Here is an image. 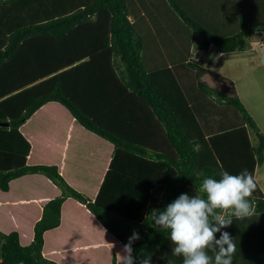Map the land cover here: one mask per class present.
Returning a JSON list of instances; mask_svg holds the SVG:
<instances>
[{"label": "trees", "instance_id": "obj_1", "mask_svg": "<svg viewBox=\"0 0 264 264\" xmlns=\"http://www.w3.org/2000/svg\"><path fill=\"white\" fill-rule=\"evenodd\" d=\"M163 1L200 37L196 48L241 50L248 35L264 31V21L251 18L246 8L238 27L225 33L194 16L187 0ZM223 4L235 11L243 0ZM144 13L152 14L147 8ZM139 17L134 0H0V190H7L10 179L35 172L60 190L42 205L28 243L21 244L15 230L0 231V264H57L41 254L43 231L59 223L60 204L68 196L123 245L138 233L132 242L137 262L150 255L151 264H182L172 254L170 230L156 227L152 216L180 194L200 195L205 177L244 169L253 176L262 162L264 134L232 80L188 58L184 67L198 91L190 94L169 67L147 70ZM49 100L112 145L93 197L68 184L54 164L25 162L29 142L18 126ZM249 199L255 215L221 229L236 243L233 264H264V195L257 182ZM110 264H116L114 255Z\"/></svg>", "mask_w": 264, "mask_h": 264}, {"label": "crops", "instance_id": "obj_2", "mask_svg": "<svg viewBox=\"0 0 264 264\" xmlns=\"http://www.w3.org/2000/svg\"><path fill=\"white\" fill-rule=\"evenodd\" d=\"M155 1L158 3V0H138L140 12L143 14L142 18L136 20L142 40L140 54L147 70L169 67L187 93L198 94L195 80L184 67V61L188 58L200 60L204 67L230 78L240 99L235 85L237 78L223 70L229 63H242V70L251 64L252 49L247 45L250 44L255 49V44L250 43L249 39L256 32L260 39L258 44H263V47L255 61L264 62V31H254L248 35L246 41L249 42L241 50L220 52L212 44L207 48H196L195 44L200 37L192 33L173 12L170 16L163 0L159 2L163 5L158 6L162 11L157 13ZM186 2L195 11L194 16L203 18L216 31L227 33L238 27L239 19L237 20L235 11L230 5L226 7L224 0ZM256 2L251 4L255 11ZM146 8L150 9L151 15L144 13ZM233 55L239 57L237 63L233 62ZM183 71L190 75V82H185ZM246 82L250 84L252 80L247 79ZM192 84L195 90L190 92L186 87ZM18 129L29 142L26 163L54 164L68 184L85 196L93 197L112 152V145L108 141L75 123L69 110L55 100L38 106ZM249 137L254 142L250 133ZM256 167L257 165L253 170L255 181L257 176L262 178V173ZM59 192L57 185L38 172L25 173L10 179L7 190H0V231L15 230L19 242L28 243L32 238L33 223L40 217L42 205ZM59 211V223L43 231L41 254L44 257L57 264H110L114 255L115 263L119 264L123 244L101 225L83 203L68 196L61 202Z\"/></svg>", "mask_w": 264, "mask_h": 264}, {"label": "clouds", "instance_id": "obj_3", "mask_svg": "<svg viewBox=\"0 0 264 264\" xmlns=\"http://www.w3.org/2000/svg\"><path fill=\"white\" fill-rule=\"evenodd\" d=\"M255 190L256 182L247 169L237 175L221 171L219 179H203L200 195L180 194L152 220L156 227L170 230L172 254L182 257V264H233L236 243L221 229L229 227L233 219L255 215L254 203L249 199ZM138 239L139 234L133 232L123 245L119 264H151L150 255L138 262L132 255V242Z\"/></svg>", "mask_w": 264, "mask_h": 264}, {"label": "rangeland", "instance_id": "obj_4", "mask_svg": "<svg viewBox=\"0 0 264 264\" xmlns=\"http://www.w3.org/2000/svg\"><path fill=\"white\" fill-rule=\"evenodd\" d=\"M137 4L139 3L138 0H134ZM257 1V2H256ZM156 2V1H155ZM160 2V0H158ZM256 2L255 8L256 11L251 5L252 3ZM130 3V2H129ZM157 3V2H156ZM260 3V4H258ZM248 5V6H247ZM244 6V7H243ZM243 6L240 5L238 10L236 9V18L239 19L238 15H240L244 8L250 9L249 13L252 18V16L256 17L255 20L260 22L264 21V0H243ZM169 10V9H168ZM170 11V10H169ZM245 11V10H244ZM170 16H172V11L169 13ZM131 18V17H130ZM251 20V19H250ZM252 37L249 39L250 43L253 45L255 44V49L250 46V44L247 45L249 42L246 41L247 47L251 50L252 54V62L251 64L246 67L245 70L243 67H241L240 64L234 65L233 63H229L227 66L225 65V68L223 70L224 73L229 74L231 76H234L237 78L235 80L236 89L240 95V101L243 104V106L248 110L249 114L251 115L252 119L254 120L257 129L259 132L264 134V62L256 63L255 58L257 57L258 53L260 54L261 48L263 47V44L259 45V34L253 33ZM246 47V46H245ZM239 57L237 55L232 56L233 62L237 63ZM254 62V64H253ZM258 62V60H257ZM185 76L186 81L190 82V75L186 72H182ZM183 76V77H184ZM247 79L252 80L250 84L246 82ZM209 83L215 87L217 85L215 82L209 81ZM188 91L192 92L195 90V86L193 87V84L191 86L186 87ZM190 93V94H194ZM239 98V97H238ZM250 133V132H248ZM250 136L252 140H256V136H254L253 132L251 131ZM264 149V148H263ZM107 153V152H106ZM105 153V154H106ZM104 154V157H105ZM256 170L260 171L262 173L261 176L256 177L257 184L261 187L263 195H264V161L257 165ZM94 180V177L91 179ZM90 180V181H91ZM79 183L81 181L78 180Z\"/></svg>", "mask_w": 264, "mask_h": 264}, {"label": "water", "instance_id": "obj_5", "mask_svg": "<svg viewBox=\"0 0 264 264\" xmlns=\"http://www.w3.org/2000/svg\"><path fill=\"white\" fill-rule=\"evenodd\" d=\"M2 124H6V122H2Z\"/></svg>", "mask_w": 264, "mask_h": 264}]
</instances>
